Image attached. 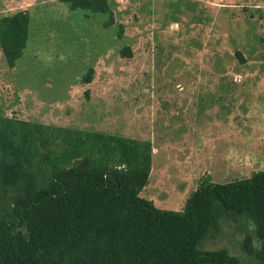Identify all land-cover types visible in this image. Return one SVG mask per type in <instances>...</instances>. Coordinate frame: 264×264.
Here are the masks:
<instances>
[{
	"label": "rangeland",
	"instance_id": "obj_1",
	"mask_svg": "<svg viewBox=\"0 0 264 264\" xmlns=\"http://www.w3.org/2000/svg\"><path fill=\"white\" fill-rule=\"evenodd\" d=\"M109 2L112 24L65 0H0V17L31 16L14 67L0 47V116L150 140L140 195L162 209L181 210L204 178L264 170V0ZM248 233L258 247L247 219L224 221L202 247L256 264Z\"/></svg>",
	"mask_w": 264,
	"mask_h": 264
},
{
	"label": "trees",
	"instance_id": "obj_2",
	"mask_svg": "<svg viewBox=\"0 0 264 264\" xmlns=\"http://www.w3.org/2000/svg\"><path fill=\"white\" fill-rule=\"evenodd\" d=\"M65 1L114 22L109 0ZM30 23L26 9L0 17L10 67ZM152 161L150 140L0 116V264H240L226 247H202L239 218L260 242L248 233L241 247L264 264V170L225 183L204 178L171 210L140 195Z\"/></svg>",
	"mask_w": 264,
	"mask_h": 264
}]
</instances>
